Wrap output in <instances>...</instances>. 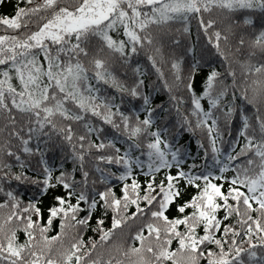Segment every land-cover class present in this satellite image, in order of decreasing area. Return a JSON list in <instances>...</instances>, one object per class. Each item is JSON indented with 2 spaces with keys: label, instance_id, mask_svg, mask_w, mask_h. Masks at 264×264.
I'll list each match as a JSON object with an SVG mask.
<instances>
[{
  "label": "snow or ice",
  "instance_id": "1",
  "mask_svg": "<svg viewBox=\"0 0 264 264\" xmlns=\"http://www.w3.org/2000/svg\"><path fill=\"white\" fill-rule=\"evenodd\" d=\"M142 58L189 94L187 115L169 99L203 156L153 127ZM0 264H264V0H15L0 14Z\"/></svg>",
  "mask_w": 264,
  "mask_h": 264
},
{
  "label": "trees",
  "instance_id": "2",
  "mask_svg": "<svg viewBox=\"0 0 264 264\" xmlns=\"http://www.w3.org/2000/svg\"><path fill=\"white\" fill-rule=\"evenodd\" d=\"M14 2H15V0H0V14H4V13L10 14L12 12V6H13ZM190 28H191L192 35H191L190 40H188V44H190L191 46H193L195 48V52L190 53L188 56V59L190 60L192 58V56L195 55L196 59L199 60L200 56L196 55V53L201 52V49L206 46V41H205L203 36H200L199 40H198L197 34H196L195 21H192L190 23ZM180 47L181 48L184 47V41L183 40H181ZM207 47L210 48V45H207ZM165 55L167 56V53ZM157 59L159 61V58H157ZM205 59L209 60L211 62V64L217 68L218 71H222V72L224 71L220 66L221 65V59L218 56H216V54L214 52H212L211 55H206ZM138 63H140L141 71L143 72V76L141 78L144 79V81H145L143 91L146 94L150 93V102H151V105L154 107V110H155V116H154L155 123L153 124V127L167 129L169 137H174L172 139V143L175 146H182L186 151H188L192 155H196L197 153H199L201 156H203V150L198 148L196 141L198 139H201L203 141L204 134L197 131L194 135L193 132L187 131L185 125L183 124V122L180 119V114L177 112L176 102L171 101L169 99L170 96H172V95H176V96L183 95L184 103L181 104L179 107H180V112L187 115V108L189 107V104H190L189 94L183 90L173 89L172 91H169L168 89H165L163 87V84L165 81L169 82L170 84L172 83L171 70H170L168 63H162L161 64L162 70L164 72V78L163 79H161L158 76L155 69H153L151 67V63L148 62L146 60V58H142L140 61H138ZM133 67H135V65H133ZM182 67H183V65H182ZM207 70H208V65H205L203 72H198L196 74L194 85H196L195 90L197 91V93L200 90H202L203 76L206 75ZM241 79L242 78L240 77L239 72H237V80L239 81ZM229 91L231 92V89H229ZM111 94L112 93L109 92V95H111ZM117 100H119V94H117ZM239 103H240V101H239V99H237V104H239ZM202 104L205 106V108L207 107L206 99L202 100ZM133 106H136L138 108L142 107V101L140 99H136L134 101V105L131 103L127 104L128 108H131ZM247 111L249 113H251V107L250 106H248ZM141 116H143L142 111H141ZM162 135H163V133H162ZM224 135H225V142L221 145V147L226 151L227 150V141L230 138L234 137V130H233V137H229L227 129L224 131ZM204 142H206V141H204ZM241 142H242V138H241ZM140 178H141V180H143L144 177L141 175ZM21 191L23 192V198L27 199L29 194H30V190L25 191L22 189ZM47 199H48L47 197H42L41 201L46 202ZM97 214L98 213H94L93 219L89 222L90 224L95 223V216ZM41 222L43 223L44 220L42 219ZM103 226L105 228L110 226V214H109V217L105 218ZM58 230H59V220H58V218H54L52 225H51L47 234L50 236L54 235L56 233V231H58ZM125 231H127V229H125ZM83 233H84L83 239L85 240L86 245L88 244V237L89 236H91L95 240L99 234L98 232L93 233L91 231V228L84 229ZM72 235H76V233L73 232ZM22 238H23V236L21 233V239ZM112 239H118V236L113 237ZM64 240H65V243H67L68 237H65ZM110 242L111 241H109V243ZM173 246H175V245H173Z\"/></svg>",
  "mask_w": 264,
  "mask_h": 264
}]
</instances>
